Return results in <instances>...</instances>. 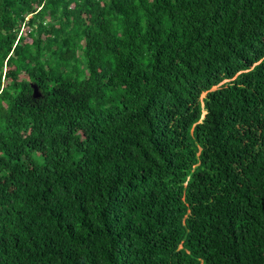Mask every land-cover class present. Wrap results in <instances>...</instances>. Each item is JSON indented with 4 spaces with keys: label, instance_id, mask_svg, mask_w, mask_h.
<instances>
[{
    "label": "trees",
    "instance_id": "16d2710c",
    "mask_svg": "<svg viewBox=\"0 0 264 264\" xmlns=\"http://www.w3.org/2000/svg\"><path fill=\"white\" fill-rule=\"evenodd\" d=\"M0 264H264V0H0Z\"/></svg>",
    "mask_w": 264,
    "mask_h": 264
}]
</instances>
